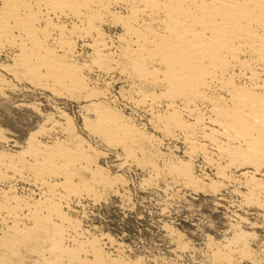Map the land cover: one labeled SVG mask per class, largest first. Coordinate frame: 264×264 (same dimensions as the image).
Returning <instances> with one entry per match:
<instances>
[{"label": "bare ground", "instance_id": "obj_1", "mask_svg": "<svg viewBox=\"0 0 264 264\" xmlns=\"http://www.w3.org/2000/svg\"><path fill=\"white\" fill-rule=\"evenodd\" d=\"M106 22L121 25L122 44L105 31ZM77 45L86 48L88 62L74 61ZM0 51L10 58L0 62L7 74L88 100L94 112L89 126L128 150L154 137L95 101L101 93L84 70L108 74L129 67L140 93L135 103L153 114L163 132L200 153L216 175L244 187L248 205L264 208V0H0ZM4 77L0 74V89L8 83ZM55 123L64 139L45 143L37 130L23 151H0V225L6 229L0 234V264H18L13 258L22 255L19 247L27 250L40 241L47 244L31 248L39 258L33 264L116 263L98 247V238L69 233L79 224L63 209L69 208L66 199L96 194L81 173L99 183L109 176L96 166L86 143L69 135L67 115ZM179 163L171 165L172 172L202 189L201 179ZM18 181L42 189L41 199L17 195ZM237 234L219 254L224 261L248 251L238 245L249 233ZM64 238L72 246H65Z\"/></svg>", "mask_w": 264, "mask_h": 264}, {"label": "rangeland", "instance_id": "obj_2", "mask_svg": "<svg viewBox=\"0 0 264 264\" xmlns=\"http://www.w3.org/2000/svg\"><path fill=\"white\" fill-rule=\"evenodd\" d=\"M119 10L125 12L122 8ZM103 27L114 43L122 44L123 30L119 23L106 22ZM77 49L79 55L74 61L88 62L86 48L77 45ZM9 61L8 54L0 51V62ZM89 70H84L89 85L101 93L93 99L110 105L123 122L136 125L141 133L154 137L153 140L143 138L144 141L140 139L139 142H143L135 146L131 142L133 146L129 145V150L121 142L109 141V144L102 133L97 135L98 130L89 126L94 112L88 100L54 94L32 81L18 80L0 66V74L9 83L0 89V151H23L28 136L37 130L36 137L45 143L64 139L65 134L55 122H64L67 115L69 129L72 127L69 135L86 143L96 166L109 176L100 184L90 179L89 173H81V178L88 179L97 195L81 194L66 199L69 208L63 209L79 224L75 233L68 230L69 233L82 240L98 238L101 251L112 261L117 259L110 264H264V208L248 205L242 196L244 187L216 175L213 168L203 162L200 153L190 152L180 137L163 132L153 114L135 103L140 93L137 94L139 89L134 85L129 67L111 69L108 74ZM132 153L135 156H130ZM182 161L201 179L202 189L184 184L182 178L172 172L173 164L178 166ZM234 176L240 178V171H235ZM39 189L32 183H13V191L26 199H41L42 189ZM4 230L0 225V232ZM242 232L249 236L243 243L245 246L238 245V248L248 250V255L236 253L230 261H224L219 254ZM62 242L72 246L68 239ZM46 244L42 241L29 244L27 250L26 245L20 246L22 255L17 254L13 259L18 264H33L39 258L31 248Z\"/></svg>", "mask_w": 264, "mask_h": 264}]
</instances>
